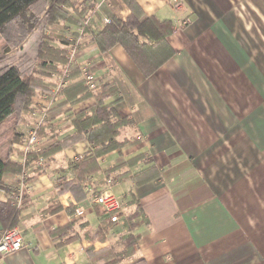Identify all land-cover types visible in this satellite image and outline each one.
<instances>
[{
  "label": "crops",
  "instance_id": "obj_1",
  "mask_svg": "<svg viewBox=\"0 0 264 264\" xmlns=\"http://www.w3.org/2000/svg\"><path fill=\"white\" fill-rule=\"evenodd\" d=\"M136 1L147 16L174 26L167 40L176 53L148 76L122 44L104 52L95 38L107 25L104 15L129 16L125 0H69L60 7L71 20L55 24V36L50 27L31 35L37 48L64 52L66 62L37 73L32 110L0 124V156L16 166L3 176L1 199L23 190L16 226L25 246L6 264H88L89 249L120 251L130 234L138 237L134 253L117 264H264V0ZM88 15L79 60L96 64L100 86L116 84L105 102L129 120L117 136L127 141L96 161L89 156L100 145L86 136L41 156L48 142L76 134L74 118L97 102L95 92L81 100L63 93L39 130L40 150L26 154L35 111L44 108ZM31 38L21 45L24 57H35ZM77 82L73 68L66 87ZM152 166L159 174L136 183L132 175ZM108 188L122 199L123 226L93 200Z\"/></svg>",
  "mask_w": 264,
  "mask_h": 264
},
{
  "label": "trees",
  "instance_id": "obj_2",
  "mask_svg": "<svg viewBox=\"0 0 264 264\" xmlns=\"http://www.w3.org/2000/svg\"><path fill=\"white\" fill-rule=\"evenodd\" d=\"M132 12L126 19L114 17L105 28L95 36L102 51L107 52L115 44H122L132 59L142 69L146 76L152 74L165 61L172 57L176 50L170 45L167 38L174 32V26L169 20H160L154 16H147L136 0H125ZM69 0H0V34L9 43L20 44L39 27H50L54 34L57 32L55 24L70 21L71 18L60 7L69 5ZM62 41H67L61 38ZM68 43V41H67ZM6 58V57H5ZM15 59V58H13ZM0 124L7 118L31 111V97L40 85L41 79L36 76L44 70H55L58 63H65L64 52L39 44L35 57L25 56L21 61L6 62L3 55L0 58ZM4 63H3V62ZM96 93L97 102L78 112L73 123L77 133L64 140H52L45 148L42 147L41 156L49 152L64 148L70 143L83 139L85 136L94 144L100 145L91 156L90 161L97 157L121 148L127 139L118 140L120 129L125 127L129 120L119 116L114 102L105 100L118 92L116 84L106 82L95 91H89L83 82H77L63 91L68 99H85ZM77 99V100H78ZM143 156L138 155L126 160L124 165H134ZM10 162L0 156V186L3 176L8 169L14 168ZM159 173L155 166L143 169L132 175L136 183L145 182L148 177H155ZM80 178L84 179L82 173ZM19 209L11 198H0V224L4 229L17 225ZM133 219V218H132ZM132 219H128L130 226ZM131 221V223H129ZM57 230L53 231L55 235ZM137 236L130 234L122 250L112 248L95 252L89 249L90 262L88 264H117L123 258L134 253ZM134 264H146L140 259Z\"/></svg>",
  "mask_w": 264,
  "mask_h": 264
},
{
  "label": "built area",
  "instance_id": "obj_3",
  "mask_svg": "<svg viewBox=\"0 0 264 264\" xmlns=\"http://www.w3.org/2000/svg\"><path fill=\"white\" fill-rule=\"evenodd\" d=\"M174 1L178 2V0ZM91 19L92 15H88L81 19L79 27L80 34L67 49V64L63 67L60 73L54 74L56 77V83L48 93L46 97L47 99L44 101L45 103L43 102L44 108H38L35 111L36 122L33 127H31L24 146V151L26 154L40 150L39 130L41 126L51 117L50 110L53 104L60 101L63 91L70 81V74L73 68H78L80 72V78L89 90L95 91L101 84V79L95 70L96 64L89 59L79 60V46L82 42V36L85 30L91 26ZM111 19L112 18L108 15L103 16V21L105 24H109ZM39 163H43V160H39ZM20 176V181L21 184H23V187L25 186V179L28 176L27 170H23ZM6 187L7 186L3 183L0 186V198H4ZM14 193L16 194L7 198L13 199L18 208L23 204V190L19 188V190H16ZM93 200L100 205L102 212L108 217L110 222L119 224L121 226L125 224L126 215L123 209L122 199L109 188L95 194ZM77 213L81 214L82 210L77 209ZM24 246L25 243L23 240V232L19 227L14 226L12 228L4 229L0 233V264H6L5 257L20 250Z\"/></svg>",
  "mask_w": 264,
  "mask_h": 264
},
{
  "label": "rangeland",
  "instance_id": "obj_4",
  "mask_svg": "<svg viewBox=\"0 0 264 264\" xmlns=\"http://www.w3.org/2000/svg\"><path fill=\"white\" fill-rule=\"evenodd\" d=\"M32 35V34H31ZM31 35H29L24 41H22L20 44H12L9 43L6 38H4L1 34H0V58H2V55L5 59L6 62H10L11 60L13 61H17V60H21L24 55L26 53H24V47L21 46L22 44H24L25 42L29 41L31 38ZM32 39V44L29 45L28 50H30V52H36L37 49V44L35 42L36 39V35L33 36ZM34 40V41H33ZM31 41V40H30ZM29 41V42H30ZM6 57V58H5ZM15 58V59H13ZM3 62V61H2ZM1 63V61H0ZM4 63V62H3Z\"/></svg>",
  "mask_w": 264,
  "mask_h": 264
}]
</instances>
